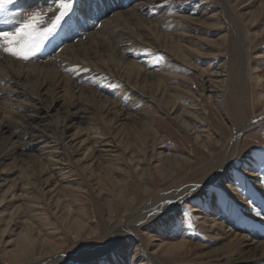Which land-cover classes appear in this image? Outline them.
I'll return each instance as SVG.
<instances>
[{"label": "rangeland", "instance_id": "1", "mask_svg": "<svg viewBox=\"0 0 264 264\" xmlns=\"http://www.w3.org/2000/svg\"><path fill=\"white\" fill-rule=\"evenodd\" d=\"M57 1L49 0L47 5L31 4L24 12L22 0H15L8 11L0 15V31H13L35 13L43 16L38 24L40 29L47 25L46 28L50 27L55 18L51 16L52 10L49 9V12L46 6L53 8ZM140 1L116 0L115 4H121V10H125ZM176 1L179 4L184 2L163 0L149 14L138 12V18L143 24L144 21L155 24L157 30L170 36L183 32L188 41L182 42V37L177 39L182 50L175 48L166 51L170 55H180L183 61L177 59L176 62L169 59L166 53L154 49L152 39L144 37L148 30L134 27L135 20L128 22L134 35L131 42L127 46L115 44L116 49L127 48L118 57L123 63L136 62L141 65L138 60H149V66L146 69L143 67L146 73L137 79L148 98L138 91L140 98L132 110L141 111L145 118L141 117V121L134 119L138 124L133 127L128 123L121 127L114 126V129L103 125L100 120L92 121L91 126L97 129V134L102 133L111 140L114 138L112 145H119L121 161L106 175L99 174L100 179L95 176L91 188L80 178L73 177L75 181L72 182L71 193L62 194L66 197L60 201L57 209L42 205L29 207L9 199L0 204V264H12L10 255L16 247L17 238L24 231L25 224L30 223L35 228L32 236L38 237L36 254L40 242L45 243L44 247L54 245L66 258L58 264H247L252 253V249L246 246L247 242L240 244L237 240L230 241L222 230L211 225L210 217L230 228L231 232L264 243V222L260 218L261 208L257 207L259 202L264 211V0L246 7L240 5L238 0H223L227 9L225 14L220 13L217 0H201L207 2L206 6H210L208 8L212 12H209L210 18L195 22L199 24L198 27L186 23L190 22L185 19L189 14L178 12L173 6ZM132 2L134 4L130 5ZM72 3V12L64 22L61 21L56 32L44 41L35 56L24 62H44L64 45L73 44L78 39L84 41L83 30L91 21L95 28L99 27L98 14L106 5L113 4V0H72ZM160 8L165 11L163 18ZM92 14H95V18L89 20ZM166 18L169 20L168 26L159 28L158 21ZM229 25L233 26L237 40L230 32ZM234 39L247 48L245 58L249 71L246 74L236 69L240 58L237 57ZM110 40L113 41L111 37ZM3 45L6 46L0 40V53L10 56L4 52ZM108 55L106 44L100 57L108 61ZM209 65L224 67V89L219 93L223 100L221 109L213 104L214 99L203 90L199 80V72H206ZM110 67L111 64H106L104 69ZM70 68L66 73L68 75L97 74L79 65ZM98 71L101 73L95 78L101 86L98 87L100 84L97 83L91 88L102 94L100 88L107 85L109 90L105 91V95L110 100L114 99L118 89L125 88V83L109 78L106 69ZM72 80L75 81V78ZM159 83L163 88L162 95L157 89ZM154 95L157 97L154 98ZM58 110L63 112L60 108ZM242 113L251 124L240 137L234 158L226 169L216 173L214 168L224 158L231 133ZM88 115L85 116L88 118ZM176 116L188 122V127L183 128L180 121L172 120ZM255 118H262L263 122L258 126L252 125ZM50 120L43 123L44 129H50L47 123ZM91 126L81 120L70 134L76 130L80 135L89 133L87 128ZM38 146L30 143L25 154L16 156L18 161L11 171L18 169L31 175L39 156L31 147ZM4 164L10 166L12 160ZM214 172V180L197 187L190 200L167 206L176 204L169 213L176 222L170 227H161L160 220L155 219L160 211L145 215L144 210L156 200V195L164 197L185 190L212 177ZM249 174H254L255 178H250ZM17 175L9 179L14 181ZM65 206L70 207V212L64 209ZM144 215L146 218L142 220ZM128 217L131 220L127 227L119 229ZM181 243H185L182 248L179 247ZM250 264L264 262L255 257Z\"/></svg>", "mask_w": 264, "mask_h": 264}, {"label": "bare ground", "instance_id": "2", "mask_svg": "<svg viewBox=\"0 0 264 264\" xmlns=\"http://www.w3.org/2000/svg\"><path fill=\"white\" fill-rule=\"evenodd\" d=\"M48 1L49 0H22L21 8L25 12L31 4L42 3L43 5H47ZM115 1L116 0H113V4L107 3L108 5L105 6L104 10L98 14L99 16L97 15V22L100 23L99 27L95 28V26L92 25L94 22L91 21L88 27H85V30L82 29L83 36L85 37L84 41L78 39L73 44L61 46V50L58 49L59 52L54 54L52 58L48 57L50 58L49 60L37 63H33V61L29 63L30 61L24 62V60L22 61L19 58L0 53V204L5 203L6 200L9 199V201L13 200L14 203H22L29 207L33 206L34 208H38V206L42 205L44 208L52 207L57 209L58 205H60V201L66 197L62 194L71 193L70 189L72 187V182L75 181L73 177L80 178V180L87 184V187L91 188V183L94 181L95 176L100 179L99 174L103 173L106 175L107 172L113 170L114 166L121 161V157L119 156V145H112L114 138L111 140L102 133L97 134V129L91 125L93 122L100 120L101 123H104L103 125L111 126L112 128L114 126V128L121 127L128 123L129 126L133 127L138 124L134 119L141 121L145 116L141 111L134 110L132 112V110L137 106V101L140 98L138 91L142 96L148 98L147 94L142 91L140 87L141 84H139L140 82H138L137 79L146 73L143 67L146 69V67L149 66V60L147 58L140 61L138 60L141 65H137L136 62L123 63L118 57H121V53L126 51L127 48H114L115 44L127 46V44L131 42V37H134L133 30L128 22L135 20L136 23L134 27L139 29L146 28L148 30L144 34V37H150L152 39L153 42L151 44L154 45V49L162 54L166 53L170 56L169 59L176 62H178L177 59L183 61L180 55H170L166 52L169 49L174 50L175 48H183L182 45H179L177 42L179 37L183 38L182 42L188 41L186 40L187 36H185L183 32L170 36L160 29L157 30L155 24L153 25L146 21H144L145 23L143 24L142 20L138 18V16H140L138 12L149 14L151 9L160 6L163 0H141L136 4L132 2L130 5H134L125 10H121V4H115ZM238 1L240 5L246 7L248 5L253 6L258 0ZM59 2L60 0L54 2L53 8L46 6L48 10H52L51 16H53V19L60 11L57 6ZM217 2L220 7L218 8L221 10L220 13L222 12V14H225L227 9L223 5V0H217ZM103 3L105 2L103 1ZM179 3V1H176L173 6L176 7L178 12L185 15L189 14V17L185 18L190 21H185L189 23V25H196L198 27L199 24H195L196 21H202V19L211 17L209 14L212 11L208 8L210 6H206L207 2H202L201 0H184L182 4ZM159 10L162 11V8ZM15 11L17 12V10ZM164 12L163 10L161 18L164 17ZM95 14H92L88 19H94ZM213 16L214 15H212V18ZM49 18L50 17L47 19ZM180 19H183V17H180ZM47 21L48 20H46V22ZM168 21L167 18L159 20V28L168 26ZM47 26L43 27L46 28ZM229 27L230 32L232 31L233 33V26L229 25ZM233 35L237 40L236 33H233ZM110 37L113 41L110 40ZM236 40L233 41V44L237 57L240 58V62L236 66V69L246 74L249 71L245 58L247 48L240 46ZM106 44H108L109 50L108 61H104L100 57V52ZM106 64H111L110 68H105L108 71L107 75L109 74V78H114L125 83V88L118 89L113 96L114 99L111 98V100L105 95V91L109 90V86L107 87L106 85L100 88V90L102 89V94L100 92L98 93L97 90L95 92L91 88L100 84V81L95 77H98V73H101L98 70L105 71L104 67ZM180 64H182V62ZM72 65H79L81 68H89L90 73H97L98 75L95 74L93 76L92 74V76H90L87 74L80 76L81 74L74 75L75 73L71 75L66 74L67 71H69L68 68ZM214 66L215 65H209L206 72H199V80L202 83L203 90L210 98L212 97L214 99L213 104L218 109H221L223 100L219 93L223 92L224 89L222 80V77L225 76L223 75L224 67L219 66L215 68ZM80 71L79 69V72ZM72 78H75V81L72 80ZM95 80H98V82L94 83ZM83 83L86 85H83ZM120 84L122 85V83ZM99 86H101V84L98 85V87ZM157 89L160 91L159 94L162 95L163 88L160 83L157 84ZM156 97L157 96L154 95V98ZM83 106H87L88 108H83ZM58 108L63 112H60ZM53 113L55 115H52ZM86 114H89L88 118L85 116ZM53 116L54 119L52 118ZM49 118L51 120L47 123L50 129H44L42 125ZM262 118H255L252 125H260L263 122ZM81 120L89 123L91 127L87 129L90 132L80 135V132L76 130L70 134V132L75 129V125L81 122ZM172 120L175 122L177 120L180 121L183 128L188 127L189 123L182 121L177 116ZM250 124L251 122L245 117L244 113H242L231 133L232 136L228 141L224 158L221 163L214 168L216 173L226 169L227 165L234 158L239 139L242 134L248 130ZM30 143L33 145L39 144L38 147H31L39 153L34 164V169L31 170V175L28 176L24 172H19L18 169L12 172L13 170L11 171V167L18 161L16 156L25 154V150L29 148L28 146ZM10 159L12 160V164H10V166H5L4 162ZM215 172L212 174V177L209 176L185 190L176 191L164 197L156 195V200L150 202L151 205L147 206L144 210L145 215L154 211H160L158 205L165 207L173 202L180 204L185 200H190L197 187L209 184L214 180L216 175ZM15 174L18 175L15 177L14 181L9 179ZM249 177L255 178V175L249 174ZM228 187L232 190L230 185ZM176 204L169 208H175ZM257 207L261 208L260 218L262 222H264L263 205L258 202ZM69 208L70 207L65 206L64 209L70 212ZM145 215L142 220H145ZM130 218L131 217L125 219V221H129L126 223L124 221L118 228L127 227L131 220ZM210 218L211 225L215 226L216 229L222 230V233L230 237V241L237 240L240 244L242 242H247L246 246L252 249L249 258L251 260L247 261V264L252 263L255 257H259L260 262H264V243H258L255 238L247 237L246 235L240 236L239 234L231 232L230 228L228 229L227 226L216 221L213 217ZM76 225L79 226L77 223ZM34 229L32 223L25 224L24 231L21 236L17 238L16 247L10 255L12 264H58L66 260L64 254H61L58 248L56 249L54 245L44 247L45 243L42 242L38 244L39 249L36 254L35 247L37 246L38 237L34 238V236H32V231ZM154 241L159 240L154 239ZM184 244L185 243H181L179 247L182 248Z\"/></svg>", "mask_w": 264, "mask_h": 264}, {"label": "snow or ice", "instance_id": "3", "mask_svg": "<svg viewBox=\"0 0 264 264\" xmlns=\"http://www.w3.org/2000/svg\"><path fill=\"white\" fill-rule=\"evenodd\" d=\"M14 3L15 0H0V15L5 14L9 6ZM57 6L60 9V13L48 28L41 30L38 27L40 14L35 13L13 31H0V40L6 45L4 52L25 61L35 56L41 50L44 41L56 32L61 25V21L72 12L73 3L72 0H60ZM158 208H160V212L155 219L160 220L161 227L168 228L176 222L173 217L169 216L171 211L169 207L158 205Z\"/></svg>", "mask_w": 264, "mask_h": 264}]
</instances>
